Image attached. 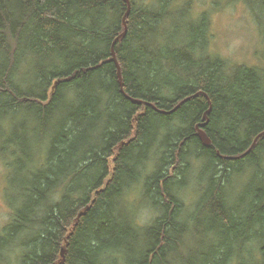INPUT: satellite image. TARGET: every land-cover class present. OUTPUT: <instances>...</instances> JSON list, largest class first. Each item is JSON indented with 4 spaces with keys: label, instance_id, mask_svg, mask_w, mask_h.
Returning a JSON list of instances; mask_svg holds the SVG:
<instances>
[{
    "label": "trees",
    "instance_id": "trees-1",
    "mask_svg": "<svg viewBox=\"0 0 264 264\" xmlns=\"http://www.w3.org/2000/svg\"><path fill=\"white\" fill-rule=\"evenodd\" d=\"M168 1L0 0V153L29 199L0 264H264V134L217 153L264 132V74L210 54L205 14L162 24Z\"/></svg>",
    "mask_w": 264,
    "mask_h": 264
},
{
    "label": "rangeland",
    "instance_id": "rangeland-1",
    "mask_svg": "<svg viewBox=\"0 0 264 264\" xmlns=\"http://www.w3.org/2000/svg\"><path fill=\"white\" fill-rule=\"evenodd\" d=\"M184 4L187 5L186 9L189 17L181 13V7ZM250 7L242 0H171L166 3V9L170 12L169 18L163 20L162 24L181 23L183 26L180 29L183 32L186 29L185 24L191 21L190 17L194 22H197L205 14L210 27L209 44H207L210 54L220 57L225 63L231 65L246 64L259 69L264 74V15L261 9ZM5 117L4 123L7 125V131L4 136H1L2 141L8 137L9 120L10 127L17 120V118L11 116ZM5 152L7 154L11 152L20 153V149H12L8 145ZM43 153H45L44 150ZM43 153L40 157L43 156ZM203 163V160L199 161V165ZM252 173L253 170L250 169L246 173V178L248 179ZM24 177L22 170H19L18 166L8 165L6 158L4 160L0 153V233L12 219L14 210L12 206L15 203H18L19 206L24 200L29 201L27 197L24 199L25 190H23V187L24 184L27 185L23 182L25 181ZM26 182H28V179ZM193 185L199 184L196 182ZM192 186H190L192 190L188 199L194 201L197 200L198 194L203 191L206 185L203 182L201 188L198 187L199 193L195 189L197 187L193 188L194 186ZM241 189L242 182L238 180V176H235L229 184V191L238 195ZM128 196L136 198L137 194L133 190ZM183 197L185 198V193ZM186 200L187 198H185ZM239 202L240 199L235 196L231 200V205L236 206ZM248 202V200L244 201L242 206L244 209ZM147 217L145 211L143 219ZM192 227L194 228L193 225ZM258 227L260 228L256 230H262L264 234V225ZM256 238L258 239L257 236ZM259 240L264 241V237L259 238ZM3 253L4 251H1L0 255H3ZM60 258H62V255H59L58 260ZM233 264H255L254 257L251 253L238 255Z\"/></svg>",
    "mask_w": 264,
    "mask_h": 264
},
{
    "label": "water",
    "instance_id": "water-1",
    "mask_svg": "<svg viewBox=\"0 0 264 264\" xmlns=\"http://www.w3.org/2000/svg\"><path fill=\"white\" fill-rule=\"evenodd\" d=\"M128 2V9H127V12L129 10V0H127ZM127 12L124 14L123 16V25H124V30L123 32L117 37H121L122 35L125 34L126 32V29H127V26H126V21H125V18H126V15H127ZM117 38L113 41L112 43V47H111V55H112V59L115 61L116 63V66H117V76H118V80H119V84L120 86L122 85V76H121V72H120V67L117 63V60H116V55H115V50H114V44H115V41L117 40ZM201 92V91H200ZM199 92H197L196 94H198ZM132 101L134 102H141L143 104H146L147 102L145 101H142V100H138V99H134V98H131L129 97ZM187 98L179 101L171 110L169 111H164V110H158L159 112H162V113H169V112H172L174 111L184 100H186ZM154 107V106H153ZM211 107V103L209 102V107L208 109L203 113V122L199 123L196 125V131H197V136L199 138V140L201 141L202 144L206 145V146H210L212 144V141H211V138L207 135V133L205 132V130L203 129V127L206 125V123L208 122V116H207V113L209 112V109ZM155 108V107H154ZM156 109V108H155ZM264 132H261L259 133L258 135L255 136V138L253 139L250 147L247 149V151H245L244 153L238 155V156H225V155H221L219 152H217L219 154L220 157L222 158H230V159H236V158H239L241 156H243L244 154H246L255 144V142L257 141L258 137L263 135ZM63 252H64V248L61 249V255L63 256Z\"/></svg>",
    "mask_w": 264,
    "mask_h": 264
},
{
    "label": "bare ground",
    "instance_id": "bare-ground-1",
    "mask_svg": "<svg viewBox=\"0 0 264 264\" xmlns=\"http://www.w3.org/2000/svg\"><path fill=\"white\" fill-rule=\"evenodd\" d=\"M130 6V5H129Z\"/></svg>",
    "mask_w": 264,
    "mask_h": 264
}]
</instances>
